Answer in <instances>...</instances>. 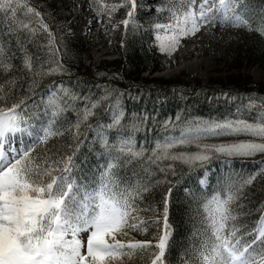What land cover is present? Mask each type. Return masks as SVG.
<instances>
[{"label": "snow or ice", "instance_id": "snow-or-ice-1", "mask_svg": "<svg viewBox=\"0 0 264 264\" xmlns=\"http://www.w3.org/2000/svg\"><path fill=\"white\" fill-rule=\"evenodd\" d=\"M88 6L97 21L126 10L119 22L124 28L122 47L151 40L149 47L167 57L208 26L246 28L264 36V0H88ZM141 13L152 17L147 27L140 23ZM37 31L47 34V67L24 45V39H39ZM25 32L14 48L12 38ZM0 33V71L11 77L0 84V264H126L136 253L148 256L150 264H173L168 254L174 243L169 215L175 185L169 176L177 175V164L203 169L194 187L187 182L182 186L193 229L181 246L179 264H264V208L251 225L236 211L257 173L228 176L212 188L207 167L214 157L230 165L228 158L264 156V98L257 107L258 98L247 97L248 107L259 112L251 119L191 120L179 135L154 143L145 137L138 143L135 133L150 117L133 113L125 123L126 94L116 87L107 85L102 94L93 93L88 81L77 78L67 84L53 80L36 91L35 77L72 73L56 58L61 40L33 0H0ZM17 52L23 55L14 64ZM23 83H28L27 90ZM223 136L247 139L204 142ZM57 137L71 142L49 148ZM85 141L96 154L94 165L86 166L82 159ZM193 145L195 151L178 150ZM259 174L264 175V167ZM164 184L170 186L161 194L158 188ZM153 223L155 243L131 237L133 232L146 233Z\"/></svg>", "mask_w": 264, "mask_h": 264}, {"label": "trees", "instance_id": "trees-1", "mask_svg": "<svg viewBox=\"0 0 264 264\" xmlns=\"http://www.w3.org/2000/svg\"><path fill=\"white\" fill-rule=\"evenodd\" d=\"M81 2L84 8H87L92 15L94 13L88 6V0H74ZM119 3L120 0H105L107 3ZM150 0H145L148 4ZM39 10L44 13V22L49 24L54 36L61 40L59 45L60 51L56 53L57 59H62L64 65L71 70L72 75L56 73L51 77L45 76L35 77L38 87L37 92L43 91L50 85L53 80L63 79L67 84L68 81L76 82L79 78L81 81H88L87 87L92 88L93 93L102 94L103 87L111 85L116 87L125 96L122 98L125 104L126 120L125 123L132 120L133 113L138 116L148 115L150 119L145 123L139 125V131L135 133L138 143H144L145 137L149 143H154L157 139H162L165 136L179 135L180 129L187 121H224L226 119H235L239 116H245L246 119H251L259 112L253 111L248 107L249 95L257 99V106L259 107V98H264V83L254 84L251 78L245 75V65L253 64L260 68H264V36H260L255 31H249L246 28H241L244 43L236 50V58L232 64L228 66L229 72L224 75L212 77L206 83L201 82L197 77H191L184 73L170 78H148L144 74L149 65L159 63V69L163 68L161 64L164 56H159L154 53V47L150 48L148 37L145 40L149 42H136L130 44L127 48L122 47L124 39V28L113 27L111 33L120 38L121 46L113 44V52L117 55V59L100 60L97 62L90 61L87 57V51L90 48L86 47L84 42L82 30L79 28L78 22L71 17L68 9V14L63 13V7L67 0H33ZM126 10H118L112 14V18L122 20ZM153 15H155L153 13ZM140 23L147 27L146 21L152 17L141 13ZM104 18H109L105 15L102 19L95 20L102 22ZM79 18L78 20H80ZM102 26V25H101ZM255 23L253 27H255ZM32 27H38L33 24ZM28 35L26 32L20 37H13V47L15 48L16 39H24ZM2 36V33H0ZM39 37L35 42L30 43L29 40L24 39V45L29 52L40 57V62L47 67V49L48 38L46 33L40 31L36 32ZM7 39V37H4ZM151 39H154L152 37ZM247 40V41H246ZM23 53L17 52V60L14 64H19V57ZM89 61V62H88ZM88 62V63H87ZM104 73L105 75H100ZM15 75H19L16 73ZM116 76L117 79H109ZM123 77V79H119ZM11 77L8 74L0 71V84H3L6 79ZM30 83V81H29ZM93 84L99 87H92ZM25 90L28 88V83H23ZM84 87V85H82ZM19 94L20 89H16ZM131 93V95H127ZM228 93V95H224ZM134 97V98H133ZM106 107V105H105ZM101 112L98 111L96 118H101ZM177 115L180 120L176 121ZM74 120V115L71 116ZM166 121H171L165 124ZM94 123V121H93ZM84 135H91L85 132ZM220 139L229 140L230 137L223 136ZM215 139H207L204 142L211 144ZM70 138H53L48 147L52 149H60L70 143ZM90 145L85 141L81 147V156L85 161V165H94L96 162L95 152L89 151ZM186 151H195V146L178 149ZM261 162V160H260ZM252 162L248 160L231 161L230 165L222 163V159L213 158L210 165L211 169L209 176L212 188L217 187V181L223 183V178L232 176L237 178L239 176L247 177L250 173H257V179L251 186L244 188L247 194L246 198L240 201V207L236 209L241 220L248 225L253 224L259 218V209L264 208V175L259 174V169L264 164ZM161 166H164L163 164ZM139 169V166H137ZM177 175L169 176L173 181L175 187L173 188L172 205L170 208L169 223L172 226L173 248L169 252V259L173 264H179V254L181 246L187 242L193 223L190 220L192 209L189 206L186 193L183 191V184L188 183L189 187H194L198 174L202 168L189 169L186 165H176ZM176 181H180L176 184ZM170 185L164 184L158 188L159 193H163L164 189ZM208 194L211 195V189H208ZM158 195L155 199H159ZM252 214L249 216L248 213ZM148 217H153L152 213L147 214ZM154 220V217H153ZM160 232L163 231V223L160 221ZM131 237L136 240H151L155 243L157 235V228L155 224H150L149 230L146 233L133 232ZM126 264H150V258L144 253H136L131 259L126 260Z\"/></svg>", "mask_w": 264, "mask_h": 264}, {"label": "rangeland", "instance_id": "rangeland-1", "mask_svg": "<svg viewBox=\"0 0 264 264\" xmlns=\"http://www.w3.org/2000/svg\"><path fill=\"white\" fill-rule=\"evenodd\" d=\"M150 3L151 0L148 4ZM68 9H70L71 17L75 22H78L79 28L82 30L84 42L90 41L86 45V47L89 46L88 48H90L86 54L90 61L97 62L105 59H117L118 56L112 53L114 51L112 47L113 44L121 46V42L120 38L116 37L111 31L113 27L122 26L119 23L120 20L112 17L111 19L104 18L102 22L105 23L101 24V22L95 20V17L87 8L83 7L81 2H75L74 0H67L62 9L63 13L68 14ZM79 18L81 19L78 20ZM240 29L208 26L197 37L182 41L181 49L172 57L165 56L154 47L156 55L164 56V61L161 63L163 68L159 69V63L151 64L144 76L148 78L170 79L184 73L191 77H197L203 83H206L212 77L222 76L229 72L227 70L229 69L228 66L237 57L236 50L244 43L245 39ZM244 69L245 75L250 77L254 84L264 83V76L260 75L261 72H264V68L253 64H246ZM255 116H258V114ZM239 118H245V116H239ZM228 137H230L229 140L220 139L219 137L210 139H215L212 142L215 144L247 139V137L243 136ZM221 159L224 160L225 158L221 157ZM228 159L231 161L248 160L259 163L260 160L264 161V156L257 154L255 157L250 158L235 157Z\"/></svg>", "mask_w": 264, "mask_h": 264}]
</instances>
